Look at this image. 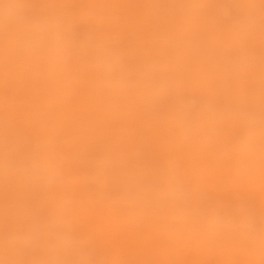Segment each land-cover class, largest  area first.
Segmentation results:
<instances>
[{"label":"rangeland","instance_id":"1","mask_svg":"<svg viewBox=\"0 0 264 264\" xmlns=\"http://www.w3.org/2000/svg\"><path fill=\"white\" fill-rule=\"evenodd\" d=\"M185 1L0 0V259L5 264L15 263L11 259L22 246L28 248L24 264L42 259L44 251L45 258L63 264L72 246L70 213L85 211L86 215L93 209L77 204L93 190H83L80 182L96 168L97 157L118 150L109 149L111 144H132L150 136L146 133L151 126L172 127L167 122L169 114L176 120L175 128L184 127L178 135L195 134L200 139V132L192 127L205 116L202 110L210 101L199 91L180 87L191 80L170 79L169 65L177 52L173 45L177 47L190 18L189 9H182ZM241 4L206 0L204 16L200 14L198 24L203 29L199 34L209 29L223 33L222 41L213 35L204 43L206 54L215 59L213 66L221 64L219 71L227 70L229 60L244 54L239 43L260 36L257 30L262 21L250 26L253 18H246V5ZM223 52L229 57L218 63ZM210 74L214 78L222 75ZM215 142L223 140L216 138ZM135 144L139 147L143 142ZM212 168L206 164L202 170ZM203 192L209 196L211 191ZM71 194L74 198H68ZM192 201L186 196L181 202L188 205ZM196 208L189 207L187 216ZM146 216L142 214L140 220ZM85 223H81L84 230ZM128 226L111 233L82 231L81 238L88 235L92 242L106 238L112 248L103 253L105 264H123L116 245L126 242H131L137 258L146 263L164 249L169 253L164 264H192L188 257L181 260L182 253L189 255L190 248L200 252L206 247L213 252L201 253L195 264H237L239 260L225 250L227 231H221L223 239L211 231L217 239L206 245L197 238L188 240V228L167 237L168 231L159 230L147 235V225V229L126 232ZM197 227L190 232L200 236ZM253 233L236 231V241L241 243L244 234ZM259 252L264 255V250ZM91 257L86 254L84 261Z\"/></svg>","mask_w":264,"mask_h":264},{"label":"bare ground","instance_id":"2","mask_svg":"<svg viewBox=\"0 0 264 264\" xmlns=\"http://www.w3.org/2000/svg\"><path fill=\"white\" fill-rule=\"evenodd\" d=\"M237 1L246 5V18H253L250 26L257 20L262 21L257 30L260 36L247 43H239L240 51L244 54L236 61L229 60L225 71L218 70L221 64L213 66L215 59H210L206 54L204 44L213 35L216 40L222 41L220 37L223 33L217 29L212 33L209 29L199 34L203 26L198 21L200 14L204 16L206 0H187L182 5L186 12L189 9L190 18L186 30L180 33L182 38L176 41L177 47L173 45L177 52L176 60L172 57L169 65L170 79L180 83L191 80L190 84L184 82L180 87H188L184 90L190 92L199 91L202 97L210 101L202 110L205 116L192 127L198 129L200 139H196L195 134L178 135L177 132L184 130V127L175 128L176 120L169 114L166 116L167 122H172V127L165 124V128L153 129L151 126L146 133L150 136L141 140L137 138L132 144H122V141L116 146L111 144L109 149L118 147V150L97 157L96 168L82 177H87L80 182L84 185L83 190L90 187L93 190L80 198L77 204L92 206L93 209L86 215L85 211L81 215L70 213L72 246L63 264H105L107 260L103 253L112 248L106 238L92 242L88 235L81 238L82 231L111 233L120 231L126 225H129L126 232L149 226L147 235L159 230L168 231L167 237L173 231L188 228V240L197 238L206 245L217 239L211 231H217L215 234H219L221 239V231H227L225 250L236 254L239 259L237 264H248L252 259L254 264L263 262L264 255L259 251L264 250V0ZM162 44L166 46L164 41ZM228 57L224 52L219 53L218 63ZM183 71L188 75H184ZM215 71L222 74L220 78H214L211 74L208 76L209 72ZM199 76H204V79H195ZM246 99L251 103H246ZM237 122L239 124L234 126ZM216 138H222L223 142H215ZM140 142L143 145L137 147L135 143ZM206 164L213 168L205 172L202 167ZM76 184L78 182L74 186ZM139 187L142 191L135 192L134 189ZM205 190L211 191L209 196L203 192ZM72 196L74 198L73 194L68 198ZM186 196L193 198L188 205L181 202ZM192 206L198 208L191 210V215L187 216L188 208ZM145 209L147 211L141 213ZM142 214L147 216L140 220ZM87 217L90 219L86 220ZM119 217L125 219L123 223L114 221ZM82 221H86L85 230ZM105 224H110L107 229ZM191 224L195 227L192 228ZM196 224L200 228V236L190 232L198 230ZM50 227L48 225L46 228L50 230ZM15 231L20 233L18 226ZM236 231H256V234H244L240 243L236 241ZM38 238H41V243L45 241L41 236ZM116 247L123 264H164L169 259V253L163 249L146 263L137 258L131 242ZM80 248L82 250L78 252ZM27 249L26 246L18 249L11 261L24 264L23 261L28 258L24 254ZM189 251L193 252L189 255L183 252L181 260L188 257L192 264L201 253L213 252L207 247L200 252L191 248ZM43 253L47 254L45 251ZM44 254L42 259L35 258L30 264H59L56 259L45 258ZM86 254H92L91 260L84 261ZM5 262V259H0V264Z\"/></svg>","mask_w":264,"mask_h":264}]
</instances>
